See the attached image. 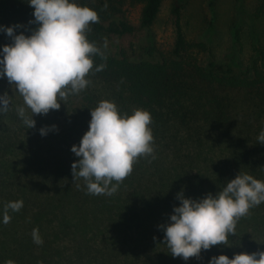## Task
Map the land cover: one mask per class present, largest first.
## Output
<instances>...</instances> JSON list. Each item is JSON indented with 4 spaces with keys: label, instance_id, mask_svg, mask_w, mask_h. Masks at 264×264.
Segmentation results:
<instances>
[{
    "label": "trees",
    "instance_id": "trees-1",
    "mask_svg": "<svg viewBox=\"0 0 264 264\" xmlns=\"http://www.w3.org/2000/svg\"><path fill=\"white\" fill-rule=\"evenodd\" d=\"M164 1L74 0L99 16L86 35L106 57L95 56L94 64L106 67L90 73L88 87L60 101L59 110L33 114L34 128L17 115L23 98L15 86L0 77V96L11 100L0 112V264H209L220 254L264 251V203L239 219L231 246L202 250L199 258L173 257L160 227L170 222L181 191L192 199L215 195L238 173L264 181V144L257 143L264 130V43L253 24L264 16V0L248 14L235 0L231 33L238 48L220 60L209 44L187 38L181 0L170 8L171 44L155 40L151 30ZM137 6L134 23L129 12ZM33 12L28 0H0V25L19 24L16 34L31 35L38 27L30 23ZM125 36L135 41L111 42ZM11 43L0 30V59ZM101 100L114 101L121 114L150 113L156 157L140 158L110 196L88 194L71 170L79 159L71 147L79 145ZM17 200L22 209L9 210L4 224V206ZM34 228L42 245L33 242Z\"/></svg>",
    "mask_w": 264,
    "mask_h": 264
},
{
    "label": "clouds",
    "instance_id": "clouds-1",
    "mask_svg": "<svg viewBox=\"0 0 264 264\" xmlns=\"http://www.w3.org/2000/svg\"><path fill=\"white\" fill-rule=\"evenodd\" d=\"M28 3L34 9V21L30 23L38 25L31 35L16 34L19 24L0 25V30L13 40L3 46L0 77L6 76L15 86L23 98V105L16 108L17 115L26 128H34L33 114L46 115L50 110H59L60 101L66 104L70 95L85 90L90 84L89 74L106 67V63L95 65L94 57L105 60L106 57L86 35L91 24L99 23L95 10L74 0H28ZM10 103L7 93L0 96V112L8 111ZM151 123L147 110L137 108L130 115L121 114L114 101L101 100L91 109L89 128L79 145L71 147L79 157L71 165L74 179L83 178L88 194H114L140 158H156ZM55 127H42L40 134L47 135ZM257 141L264 144V130ZM177 198L180 204L174 206L170 222L160 227L171 255L186 261L199 258L202 250L213 246H231L229 236L236 235L239 219L264 203V181L238 173L215 195L208 193L201 199H192L181 191ZM22 207V200L8 202L3 223L11 221L9 210L19 212ZM32 238L35 244H43L38 228L32 230ZM4 264L15 261L9 259ZM209 264H264V251L241 252L232 258L220 254L211 257Z\"/></svg>",
    "mask_w": 264,
    "mask_h": 264
},
{
    "label": "rangeland",
    "instance_id": "rangeland-1",
    "mask_svg": "<svg viewBox=\"0 0 264 264\" xmlns=\"http://www.w3.org/2000/svg\"><path fill=\"white\" fill-rule=\"evenodd\" d=\"M183 9L184 31L189 39L201 40L212 48L214 58L223 59L228 53L233 52L238 46L232 39L231 27L234 16L235 0H181ZM245 12L251 13L256 4L261 0H241ZM173 0H165L151 30L155 40L162 45H169L173 39L170 8ZM140 7L131 8L130 18L136 23ZM210 22L212 23L209 30ZM257 34L264 43V16L253 22ZM243 49L249 48L246 27L242 26ZM135 41V36H125L111 42L122 46ZM248 45V46H247Z\"/></svg>",
    "mask_w": 264,
    "mask_h": 264
}]
</instances>
